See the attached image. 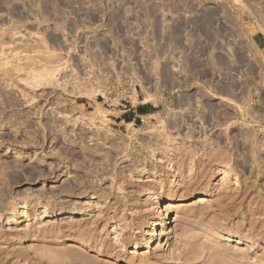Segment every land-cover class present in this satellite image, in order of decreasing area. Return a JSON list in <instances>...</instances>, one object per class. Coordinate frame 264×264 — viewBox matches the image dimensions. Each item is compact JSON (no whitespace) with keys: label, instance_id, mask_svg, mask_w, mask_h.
Returning <instances> with one entry per match:
<instances>
[{"label":"rangeland","instance_id":"1","mask_svg":"<svg viewBox=\"0 0 264 264\" xmlns=\"http://www.w3.org/2000/svg\"><path fill=\"white\" fill-rule=\"evenodd\" d=\"M0 264H264V0H0Z\"/></svg>","mask_w":264,"mask_h":264},{"label":"bare ground","instance_id":"2","mask_svg":"<svg viewBox=\"0 0 264 264\" xmlns=\"http://www.w3.org/2000/svg\"><path fill=\"white\" fill-rule=\"evenodd\" d=\"M10 60L7 59V61L5 63H9ZM34 62V61H33ZM14 67V66H13ZM17 67V66H16ZM15 68V67H14ZM34 71V70H33ZM39 71V70H38ZM15 72V71H14ZM16 74V73H15ZM33 74V73H32ZM18 75V74H17ZM32 76V75H31ZM34 76V75H33ZM32 76V78H33ZM38 76V75H37ZM36 77V76H35ZM40 77V76H39ZM35 80V81H34ZM36 78H34L33 80H31L28 83L34 82L32 85L35 87V82H36ZM37 82H39L37 80ZM42 83V82H41ZM30 85V84H28ZM152 98V97H151ZM147 100H150L149 98ZM155 100V99H154ZM154 103H157V100H155ZM172 197L169 198H165V197H159L158 199H156V201L154 202V206H153V212L154 214V219L152 220V222L150 223V228H149V235L146 237L145 242L143 243V248H152L154 246V244L156 243L157 239H158V235L160 232V228L162 227V225L167 221V219L171 218V213L170 212H164L163 210V206H164V201H168L171 200ZM204 200V199H202ZM169 232V231H168ZM167 234L166 229H163V233ZM136 245V244H135ZM255 246V245H254ZM250 247V246H249Z\"/></svg>","mask_w":264,"mask_h":264},{"label":"crops","instance_id":"3","mask_svg":"<svg viewBox=\"0 0 264 264\" xmlns=\"http://www.w3.org/2000/svg\"><path fill=\"white\" fill-rule=\"evenodd\" d=\"M260 45L263 43V38L256 39ZM154 106L148 104L132 105L128 110H119L116 116V123L119 125L133 123L135 124L138 119L144 118L153 112Z\"/></svg>","mask_w":264,"mask_h":264},{"label":"built area","instance_id":"4","mask_svg":"<svg viewBox=\"0 0 264 264\" xmlns=\"http://www.w3.org/2000/svg\"><path fill=\"white\" fill-rule=\"evenodd\" d=\"M143 120V118H141Z\"/></svg>","mask_w":264,"mask_h":264}]
</instances>
